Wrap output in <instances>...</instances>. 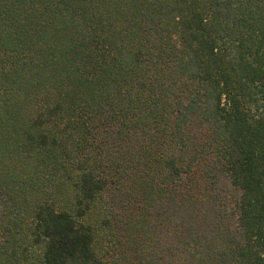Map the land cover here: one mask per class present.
I'll list each match as a JSON object with an SVG mask.
<instances>
[{"label":"trees","instance_id":"obj_1","mask_svg":"<svg viewBox=\"0 0 264 264\" xmlns=\"http://www.w3.org/2000/svg\"><path fill=\"white\" fill-rule=\"evenodd\" d=\"M182 263L264 264V0H0V264Z\"/></svg>","mask_w":264,"mask_h":264},{"label":"rangeland","instance_id":"obj_2","mask_svg":"<svg viewBox=\"0 0 264 264\" xmlns=\"http://www.w3.org/2000/svg\"><path fill=\"white\" fill-rule=\"evenodd\" d=\"M231 196H232V198H234L235 196L238 197V194L231 192ZM211 211L214 212L215 210L211 209ZM181 213H182V210H180V214ZM180 214H179V217H180ZM181 218H182V214H181ZM181 218H179L178 220H180ZM192 222H193L192 226L195 227V229H199L202 227L204 228L205 226L207 227L208 225H212L214 220L211 217L206 221H203V219L197 218L195 221H192ZM184 228L185 227L182 224L181 225L176 224L175 226H171V228H166V230H164L162 242H163V244H165L166 248L172 249L171 252H169V253H170V255L173 256V258H175V259L181 258V260L186 261L185 257L184 256L182 257V251H181V248L178 246V241H177L176 236L171 233L172 231H176V230L182 231ZM182 264H184V263H182Z\"/></svg>","mask_w":264,"mask_h":264}]
</instances>
